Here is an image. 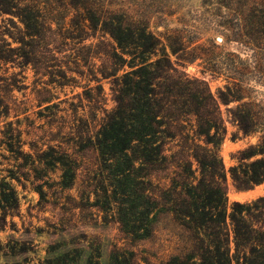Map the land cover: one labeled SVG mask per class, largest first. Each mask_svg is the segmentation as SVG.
I'll list each match as a JSON object with an SVG mask.
<instances>
[{
	"label": "trees",
	"instance_id": "16d2710c",
	"mask_svg": "<svg viewBox=\"0 0 264 264\" xmlns=\"http://www.w3.org/2000/svg\"><path fill=\"white\" fill-rule=\"evenodd\" d=\"M253 1L236 9L225 27L229 40L231 35L243 45L242 56L209 40L199 42L196 30L190 38L183 29L169 30L165 44L161 34L123 8L111 9L100 0H0V145L15 162L24 159L18 163L22 172L0 173V232H17L13 218L21 216L7 177L20 182V175L30 177L33 170L31 184L43 200L46 174L39 164L44 169L59 164L58 184L68 189L78 169L75 153L92 149L98 178L90 206L110 210L132 241L151 238L166 219L173 224V254L156 264H264V195L229 205L227 172L216 149L226 132L221 106L237 102L226 110L229 121L244 136L258 139L238 152V164L229 168L232 184L248 190L264 183V97L238 95L250 90L252 81L264 86V0ZM97 32L103 40L86 44ZM67 50H75L77 65L94 67L92 61L101 59L96 71L90 69L95 100H105L101 81L108 80L113 106L102 109L96 125L79 119L65 148L48 145L33 158L23 149L19 125L8 120L10 102L15 90L25 88L21 73L29 66L36 75L58 77L50 83L67 85L70 77L56 55ZM195 61L202 73L228 79L217 95L203 79L179 68ZM34 246L14 235L0 238V257L7 258L0 264L28 262ZM88 248L85 262L93 264ZM47 254L46 264L70 260V251L59 247ZM107 264H140V259L132 250L113 248Z\"/></svg>",
	"mask_w": 264,
	"mask_h": 264
},
{
	"label": "rangeland",
	"instance_id": "374dc122",
	"mask_svg": "<svg viewBox=\"0 0 264 264\" xmlns=\"http://www.w3.org/2000/svg\"><path fill=\"white\" fill-rule=\"evenodd\" d=\"M100 1L111 9L123 8L129 17L139 19L147 27V30L157 36L161 34L160 37L165 44H167L165 38L172 34L169 30L183 29L189 38L194 34L192 30H196V34L200 38L199 42L203 43L209 40L208 42L223 46L225 51L239 52L245 56L243 45L239 44L231 35L229 40L231 31L230 29L226 30L225 27L227 24L231 26L228 21H234L236 9L241 6H252L253 0ZM2 18L0 16V30L4 24ZM98 35L97 32L95 37L85 43L103 40L99 39ZM5 36L7 37V35ZM166 50L170 54L168 46ZM56 55L60 61H63L60 63L61 70L70 77L68 84L60 86L57 82L50 83L51 80L58 77L36 75L29 66L21 73L24 77L25 88L21 91L15 90L13 93L15 100L10 102L11 112L8 120L19 125L22 130V140L25 142L23 149L30 152L33 158H36L35 155L40 149L46 150L48 145L65 148L67 141L80 124L79 119L87 120L90 125H96L102 116V109L109 110L113 106L108 80L101 81L105 100L100 102L95 100L97 94L94 87L97 83L93 80V72L100 65L101 59L95 58L92 61L95 66L88 67L77 65L74 62L75 50H67ZM170 59L175 60V56L170 55ZM179 68L190 76L203 79L215 95H217L218 89H224L228 84V79L224 75L202 73L199 61ZM90 69H93V72ZM11 70L18 72L20 69ZM230 85L232 84L230 83ZM89 87H92L93 90L89 91ZM250 87L252 90L245 89L238 95L251 94L258 98L264 97L263 85L252 81ZM237 92L235 91V93ZM236 103L231 102L227 106H221L226 132L216 148L227 172L229 205L233 201L249 202L264 195V183L248 190H237L232 184L229 168L238 164V152L249 144L256 143L258 139V135L244 136L229 121L226 110L234 107ZM2 124L3 122L0 123V126ZM70 148L71 152L72 147ZM74 156L77 158L78 169L74 184L68 189H63L58 184L61 174L59 164H53L54 166L51 165L45 169V164H39V169L43 170L41 172L46 174L42 180L46 182L43 185L46 193L43 200H41L39 192L32 187L31 180L35 174L33 170H28L30 177L20 175V182L7 177V180L17 191L21 216L13 218L18 231L15 232L8 228L5 232H0V238L6 240L8 235H14L16 238L32 240L36 251L29 252L28 262H22V264H40V262L46 264L44 260L49 255L47 250L52 247L70 251V260L61 261L64 264H86L85 256L90 251L88 248L90 245L93 264L95 262L107 264L113 248L134 251L140 259V264H146L145 261L156 264L168 260L173 254V224L166 219L158 225L151 238L132 241L121 231L110 210L105 211L98 206L89 205L93 204L95 199L93 190L98 178L97 152L91 149L83 151V153H75ZM23 161L24 159L20 158L15 162L11 158L10 151L0 145L1 175L9 176L8 169L22 172L18 163ZM26 171L27 169L23 168V172ZM96 250H99L100 258L96 257ZM5 260L7 258L1 255L0 261L4 263ZM11 263L9 261V264ZM53 264L55 263L53 262Z\"/></svg>",
	"mask_w": 264,
	"mask_h": 264
},
{
	"label": "bare ground",
	"instance_id": "6f19581e",
	"mask_svg": "<svg viewBox=\"0 0 264 264\" xmlns=\"http://www.w3.org/2000/svg\"><path fill=\"white\" fill-rule=\"evenodd\" d=\"M251 192H253V191H251ZM254 193V192H253ZM240 196L242 197V194H240ZM238 198H239V195H238Z\"/></svg>",
	"mask_w": 264,
	"mask_h": 264
}]
</instances>
